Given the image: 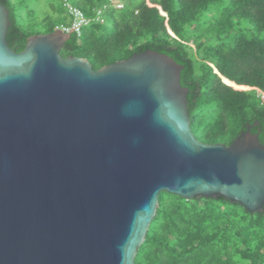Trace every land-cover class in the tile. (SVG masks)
I'll return each instance as SVG.
<instances>
[{
  "label": "water",
  "instance_id": "1",
  "mask_svg": "<svg viewBox=\"0 0 264 264\" xmlns=\"http://www.w3.org/2000/svg\"><path fill=\"white\" fill-rule=\"evenodd\" d=\"M163 13V12H162ZM0 1V264H135L159 195L264 207V146L192 133L183 66L155 51L94 70L72 33L7 41Z\"/></svg>",
  "mask_w": 264,
  "mask_h": 264
},
{
  "label": "trees",
  "instance_id": "2",
  "mask_svg": "<svg viewBox=\"0 0 264 264\" xmlns=\"http://www.w3.org/2000/svg\"><path fill=\"white\" fill-rule=\"evenodd\" d=\"M0 1L10 12L7 41L15 52L34 35L72 25L64 0ZM70 1L91 20L102 11L104 22L73 33L62 57L85 58L99 70L149 50L167 55L184 67L181 85L199 142L230 146L258 122L251 133L264 146V0ZM191 35L193 46L184 39ZM135 264H264V207L249 213L222 196L161 192Z\"/></svg>",
  "mask_w": 264,
  "mask_h": 264
},
{
  "label": "built area",
  "instance_id": "3",
  "mask_svg": "<svg viewBox=\"0 0 264 264\" xmlns=\"http://www.w3.org/2000/svg\"><path fill=\"white\" fill-rule=\"evenodd\" d=\"M64 7L66 8L70 18L72 19V25L70 27L61 25L60 28L65 33L74 32L78 35L81 34V31L84 27L88 26L94 20H90L86 15L77 7H75L71 2L65 0ZM118 7H121L120 5ZM97 21L104 22L102 17V12L98 11L97 16L95 17Z\"/></svg>",
  "mask_w": 264,
  "mask_h": 264
},
{
  "label": "rangeland",
  "instance_id": "4",
  "mask_svg": "<svg viewBox=\"0 0 264 264\" xmlns=\"http://www.w3.org/2000/svg\"><path fill=\"white\" fill-rule=\"evenodd\" d=\"M40 12H41V11H36V14H37V15H36V18H39ZM33 23H36V24L39 26V28H40V32H41V33L44 32V28H43L42 23H41L40 21L33 22ZM37 28H38V27H37ZM184 39H185V42H186V43L189 41V45H190V46H193V44H192L193 42L196 44V41H195L193 35H191L190 38H188V37H184ZM262 98H263V97H262ZM263 99H264V98H263ZM263 99H261L262 102H263Z\"/></svg>",
  "mask_w": 264,
  "mask_h": 264
},
{
  "label": "clouds",
  "instance_id": "5",
  "mask_svg": "<svg viewBox=\"0 0 264 264\" xmlns=\"http://www.w3.org/2000/svg\"><path fill=\"white\" fill-rule=\"evenodd\" d=\"M64 1H65V0H64ZM68 1L71 2L70 0H68ZM71 3H72V2H71ZM72 4H73V3H72ZM116 4H118L117 7H118L119 5L121 6V7H118V8H122V4H121L120 2L118 3V1H117ZM73 5H74V4H73ZM74 6L77 7L76 5H74ZM77 8H79V7H77ZM98 11H100V10H98ZM98 11H97V12H98ZM101 12H102V11H101ZM162 12H163V11L161 10V13H162ZM162 14H163V15H166L164 12H163ZM86 17H87V16H86ZM88 18H89V17H88ZM89 19H90V18H89ZM90 20H91V19H90ZM93 20H96V19L94 18ZM99 22H100V21H99ZM91 23H92V22H91ZM60 26H61V25H60ZM60 26H58V27H60ZM58 27H56L55 31H56V30H59V31H61L62 33L67 34V33L63 32V31H62L60 28H58ZM84 28H85V27H84ZM70 33L73 34L74 32H70ZM160 54H161V53H160ZM173 60H174V59H173ZM174 61H175V60H174ZM176 63H177V62H176ZM261 97L264 98V95L261 94ZM252 134H253V133H252ZM258 136H259V135H258Z\"/></svg>",
  "mask_w": 264,
  "mask_h": 264
}]
</instances>
